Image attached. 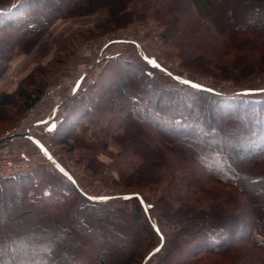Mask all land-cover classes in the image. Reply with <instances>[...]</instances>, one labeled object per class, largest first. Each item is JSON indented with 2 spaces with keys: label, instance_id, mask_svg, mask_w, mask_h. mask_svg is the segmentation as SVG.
<instances>
[{
  "label": "trees",
  "instance_id": "trees-1",
  "mask_svg": "<svg viewBox=\"0 0 264 264\" xmlns=\"http://www.w3.org/2000/svg\"><path fill=\"white\" fill-rule=\"evenodd\" d=\"M81 1L0 0V31L7 32L4 41L0 38L4 53L0 56V76L13 45L20 48L27 42L33 45L36 37L48 28L47 17L93 11L92 0ZM186 3L193 6L196 14L208 15V10L213 11L210 23L205 25L237 55L247 59L245 67L251 68L258 62L264 65V0H186ZM124 4V0H118V7L112 13H117ZM19 22L34 28L22 33L11 29ZM125 71L113 76L111 86L105 85L92 110L105 113L119 102L126 133L138 130L130 122L136 119V123L156 131L160 145H150L152 155H142L136 173H147V165L155 162L161 165L160 160L167 151L173 152L175 146L174 153L178 154L173 153L174 156L200 168L198 182L227 187L229 199L219 189L200 185L198 188L205 193L209 191L213 200L209 208L198 209L195 214L187 203L167 210L158 206V215L152 217L142 194L125 193L135 198L134 219L142 217L146 222L145 231L132 233L117 228L118 214L122 211L107 207L112 196L91 197L71 185L77 196L71 204L58 199L54 218L45 220L44 224L26 223L23 228H15L11 221L34 213L29 207V188L20 183L21 180L28 183L32 177L30 173L3 177L0 178V264H111L108 255L112 253L119 264H129L141 244L138 264L159 247L164 253L157 264H190L199 254L210 256L216 264L225 260L233 264H264V97L257 95L264 88H237L230 92L197 84L192 90L167 88L142 70L136 75ZM29 78L25 79L26 85H35L34 90L20 88L19 82L14 91L0 93V120L14 96L21 101L13 118L38 98L45 79L34 84ZM89 112L83 109L80 115ZM74 115L67 114L55 128V134L60 129L66 131L59 138L60 144H66L71 137L73 124L77 123ZM144 133L149 134L147 130ZM183 141L191 144L182 145ZM53 173L57 179L59 173ZM66 181L74 184V180ZM79 201L85 203L79 205ZM5 228L11 229L10 232ZM179 235L188 238L181 240L185 244L191 242L190 247L172 250L173 243L179 242L175 239ZM42 244L45 249L38 246ZM29 248L33 249L32 259Z\"/></svg>",
  "mask_w": 264,
  "mask_h": 264
},
{
  "label": "rangeland",
  "instance_id": "rangeland-1",
  "mask_svg": "<svg viewBox=\"0 0 264 264\" xmlns=\"http://www.w3.org/2000/svg\"><path fill=\"white\" fill-rule=\"evenodd\" d=\"M92 1V12L47 17L48 28L36 37L33 45L27 42L20 48L14 44L9 52L4 73L11 63H15L17 67L23 62L16 74V87L21 82L20 88L23 87L29 92L34 90L35 85H26L25 79L28 76L29 82L34 84L43 79L45 82L38 98L16 118H13V114L19 110L21 99L17 96L11 98L5 108L6 112L1 116L0 137L7 133H21L23 130L16 131L21 121H27V127L28 122L42 113L45 107L55 104L56 96L60 99L57 104L68 100L62 118L69 113H75L73 117L77 121L73 124L71 137L66 144L59 143V138L66 132L64 129H60L58 134L54 132L47 139L46 145L54 151L58 161H47L38 153L29 155L36 163L31 172L40 167L42 173L38 177L30 174L32 178L28 183L20 181L29 188L27 197L31 198L29 207L34 213L11 221L15 228H23L26 223L44 224L45 220L54 218L58 199L63 198L71 204V200L77 196L71 185H76L91 197L112 196L107 202V207L122 211V214H118L117 228L132 233L145 231L146 222L142 217L134 219L135 198H131L130 194L124 195L125 193L142 194L152 217L158 215V206L167 210L171 209L170 207H183L181 204L187 203L192 206L195 214L198 209L200 211L202 208H209L213 200L209 191L205 193L198 188L200 185L219 189L225 197L230 194L225 186L214 185L213 182H198L200 168L196 163L183 162L180 156H174L178 154L174 153L175 146H172L173 152L167 151L160 160L161 165H156L155 162L147 165V173L137 174L135 170L141 164L142 155H152L150 145H160L156 140V131L147 128L146 124L136 123V119L130 122L138 126V130L126 133L123 124L124 113L119 110V102H115L111 111L101 114L94 112L92 108L98 102L105 85L111 86L113 76L125 69V72L128 71L131 75H136L142 70L158 85L167 88L192 90L197 84L218 92H230L237 88H264L263 63H255L251 68L245 67L247 59L237 55L234 49L213 35L205 25L210 23L213 11L208 10V15L203 12L196 14L193 6H186V0H124V6H120L114 14L112 11L117 9L118 0ZM83 2L84 0L81 1ZM21 22L11 29L22 33L34 28ZM6 33L0 31L3 41ZM87 50L94 51L87 67L89 78L93 80L85 89L67 95L72 82H61L59 77L79 57L78 55ZM1 51L0 48V56H3ZM121 62L125 64L122 65ZM64 87L66 89L63 92ZM257 95L264 97V92ZM34 106L36 110L33 109ZM83 109H89V114L81 116ZM145 130L149 134H145ZM125 134L126 137L122 138ZM181 144L187 146L191 143L183 141ZM4 147L22 153L6 141ZM55 162L71 173L75 184L66 181L67 178L55 169ZM53 172L59 173L57 179L52 175ZM10 190L12 191V188ZM227 197L229 199V196ZM79 202V205L85 203ZM59 220L64 224L66 222L63 218ZM163 229L168 230L167 227ZM10 230L5 228L7 232ZM183 236L175 238L179 242L173 243L172 250L176 247H190L191 242H182ZM38 246L45 249L44 244ZM142 246L141 244L137 248L139 250L129 264L139 263ZM28 253L32 259L33 249L29 248ZM163 253L164 250L159 247L145 262L142 260L141 264H157ZM108 256L111 264H119L115 254ZM211 259L210 256L199 254L190 264H216ZM218 264L233 262L225 260Z\"/></svg>",
  "mask_w": 264,
  "mask_h": 264
},
{
  "label": "crops",
  "instance_id": "crops-1",
  "mask_svg": "<svg viewBox=\"0 0 264 264\" xmlns=\"http://www.w3.org/2000/svg\"><path fill=\"white\" fill-rule=\"evenodd\" d=\"M93 53V50H87L83 54L78 55L79 57H77V59L74 60L67 70L59 77V81L61 82H72L67 95L85 89L93 80L89 78L87 73L88 63ZM21 61H23V59H21ZM22 66L23 62H21L19 66L17 65V67H15V63H11L6 72L0 76V93L14 90L17 82L16 74ZM64 89H66V87L63 88V92ZM67 105L68 100L65 103L62 102L61 104L48 105L47 108L45 107V109H43L42 113L40 112L39 115L28 122L26 129L22 131L20 135H14L11 138H7L6 143L12 145V147L18 149L22 154L27 156L32 155L33 153H38L45 159L48 158L47 156H50L52 160L55 159V161H58L54 151L51 148H48L46 142L54 133L55 128L62 119ZM26 133L28 135H26ZM60 163L65 166L61 160ZM41 173L42 169L40 167H37L30 172V174L33 176L35 175V177L40 176Z\"/></svg>",
  "mask_w": 264,
  "mask_h": 264
},
{
  "label": "built area",
  "instance_id": "built-area-1",
  "mask_svg": "<svg viewBox=\"0 0 264 264\" xmlns=\"http://www.w3.org/2000/svg\"><path fill=\"white\" fill-rule=\"evenodd\" d=\"M52 89L53 87L50 89L49 93L52 91ZM59 101L60 99L56 96V101H54L55 104H57V102L59 103ZM33 109L36 110V106H34ZM33 109L31 108L30 114H32ZM26 123L27 121H21L16 131H24L26 128ZM11 134L7 133L0 137V178L30 173L36 164L31 157L25 156L24 154L17 152V150H8L6 147H4V142ZM46 160L49 161L51 158H47Z\"/></svg>",
  "mask_w": 264,
  "mask_h": 264
},
{
  "label": "water",
  "instance_id": "water-1",
  "mask_svg": "<svg viewBox=\"0 0 264 264\" xmlns=\"http://www.w3.org/2000/svg\"><path fill=\"white\" fill-rule=\"evenodd\" d=\"M21 133H14V134H11V135H9L7 138H11V137H13L14 135H20ZM23 134V133H22ZM26 135H28L27 133H26ZM54 167H55V169L56 170H58L62 175H64L67 179H69V180H72L73 181V178H72V176H71V174L61 165V164H59V163H57V162H55V164H54ZM133 194H130L129 196H132ZM158 248H155V249H153L144 259H143V262H145L148 258H149V256H151L154 252H156V250H157Z\"/></svg>",
  "mask_w": 264,
  "mask_h": 264
}]
</instances>
